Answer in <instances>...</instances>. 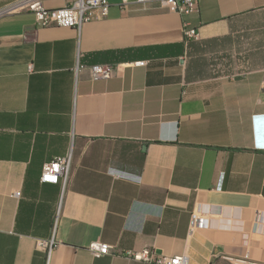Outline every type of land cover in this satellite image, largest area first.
Returning <instances> with one entry per match:
<instances>
[{
	"label": "crops",
	"instance_id": "obj_1",
	"mask_svg": "<svg viewBox=\"0 0 264 264\" xmlns=\"http://www.w3.org/2000/svg\"><path fill=\"white\" fill-rule=\"evenodd\" d=\"M108 2L79 30L0 17V264H264V0Z\"/></svg>",
	"mask_w": 264,
	"mask_h": 264
},
{
	"label": "built area",
	"instance_id": "obj_2",
	"mask_svg": "<svg viewBox=\"0 0 264 264\" xmlns=\"http://www.w3.org/2000/svg\"><path fill=\"white\" fill-rule=\"evenodd\" d=\"M148 1L150 0H119V6L124 8L131 2L141 3ZM165 2L170 10L179 14H187L197 9V0H165ZM108 6V0H73L60 8H46L41 0H16L0 6V17L21 11H30L34 15L37 26L73 27L79 30L82 24L90 21L95 14H105ZM183 37L185 40L195 38L197 37V30L193 27L185 26L183 27ZM134 63L143 64L144 61H136ZM89 70L90 77L93 79L109 78L113 74V66L110 64H93L89 67ZM255 148L264 149V144L259 145L256 143ZM68 157H57L45 162L40 180L51 183L61 182L64 186L67 180ZM196 213L192 214L191 227L195 226L199 220ZM45 245H47V254H49L51 243ZM86 247L94 257H100L113 251L112 245L99 240L90 241ZM115 253L149 264H187V258L184 254L167 256L158 254L149 247Z\"/></svg>",
	"mask_w": 264,
	"mask_h": 264
}]
</instances>
